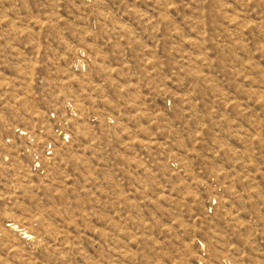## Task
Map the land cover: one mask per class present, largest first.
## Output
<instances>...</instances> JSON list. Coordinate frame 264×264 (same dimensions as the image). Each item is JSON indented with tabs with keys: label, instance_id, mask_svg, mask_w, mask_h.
<instances>
[{
	"label": "rangeland",
	"instance_id": "obj_1",
	"mask_svg": "<svg viewBox=\"0 0 264 264\" xmlns=\"http://www.w3.org/2000/svg\"><path fill=\"white\" fill-rule=\"evenodd\" d=\"M0 264H264V0H0Z\"/></svg>",
	"mask_w": 264,
	"mask_h": 264
}]
</instances>
